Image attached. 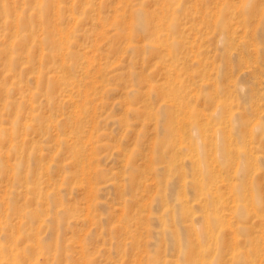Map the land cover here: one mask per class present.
Returning a JSON list of instances; mask_svg holds the SVG:
<instances>
[{
    "label": "rangeland",
    "instance_id": "374dc122",
    "mask_svg": "<svg viewBox=\"0 0 264 264\" xmlns=\"http://www.w3.org/2000/svg\"><path fill=\"white\" fill-rule=\"evenodd\" d=\"M0 264H264V0H0Z\"/></svg>",
    "mask_w": 264,
    "mask_h": 264
},
{
    "label": "bare ground",
    "instance_id": "6f19581e",
    "mask_svg": "<svg viewBox=\"0 0 264 264\" xmlns=\"http://www.w3.org/2000/svg\"><path fill=\"white\" fill-rule=\"evenodd\" d=\"M191 115H192V117H193V114H192V113H191ZM188 122H189V121H188ZM196 123H197V122H196ZM197 127H198V126H195V125H194V129H198V128H199V127H198V128H197ZM218 132H219V131H218ZM200 135H201V134H200ZM201 139H202V137H201ZM216 143H217V142H216ZM217 146H218V145H217ZM219 146H220V145H219Z\"/></svg>",
    "mask_w": 264,
    "mask_h": 264
}]
</instances>
